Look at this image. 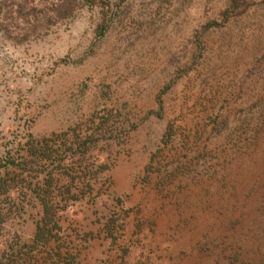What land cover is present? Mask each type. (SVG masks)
Wrapping results in <instances>:
<instances>
[{
  "label": "rangeland",
  "instance_id": "obj_1",
  "mask_svg": "<svg viewBox=\"0 0 264 264\" xmlns=\"http://www.w3.org/2000/svg\"><path fill=\"white\" fill-rule=\"evenodd\" d=\"M37 1L0 11V129L58 152L14 179L0 264H264V0ZM58 163L75 204L38 236Z\"/></svg>",
  "mask_w": 264,
  "mask_h": 264
},
{
  "label": "trees",
  "instance_id": "obj_2",
  "mask_svg": "<svg viewBox=\"0 0 264 264\" xmlns=\"http://www.w3.org/2000/svg\"><path fill=\"white\" fill-rule=\"evenodd\" d=\"M61 1V7L58 10L61 14H65L67 11H69V4L72 0H59ZM41 3L37 0H0V11H2L6 16L9 13V11L13 8L17 12H19L20 15H27L32 13ZM58 13V12H57ZM167 135H163L160 139V142L165 145L167 144L170 136L169 131L167 132ZM78 146H83L82 142L77 141L76 142ZM66 151L71 150L72 147L69 145L67 148H65ZM58 148H53L50 143H48V140L45 139L44 141L36 142L32 136L29 137V139L25 143V147L20 149H14L8 151L1 159H0V191L5 192L8 187H11L12 185H16L17 181H14V179L17 177L19 178L21 184L24 183V181L29 180L30 184V176L29 178L26 173L31 171H36V167L34 165L38 164L41 167H39V171L46 170L50 164L55 161L54 159H51L53 155L57 156ZM58 158V157H56ZM63 159V158H62ZM49 160V161H48ZM48 161V162H47ZM100 168H104L106 165L103 163H100ZM37 166V165H36ZM60 163H58L57 166L52 167L47 170L46 174L48 175L45 181L43 180L40 183L39 188L42 189L45 185V188L43 189L45 191V196L41 197V203L43 206V211L40 217V222L43 223V227L48 225V219H50V216L54 215V212L60 211L62 212L63 209L71 208L75 204L74 198H71V202L66 203L65 205H62L61 199H50V192H51V186L54 182L53 178V172L60 169ZM54 168V169H53ZM26 177L28 179H26ZM10 181L11 184L9 183ZM45 183V184H43ZM37 192V191H36ZM39 193V192H38ZM50 196V197H47ZM116 201L120 204L122 203L121 198H116ZM120 221L115 218H110L108 223L106 224L109 231H112V228H114L116 225H119ZM40 232L38 234H43L41 226H39ZM53 229H56V232L60 229V226H55ZM52 228L48 229V231L53 230ZM52 232V231H51ZM35 242H38V239H35ZM125 253V251H124ZM139 264H143L142 261L138 260Z\"/></svg>",
  "mask_w": 264,
  "mask_h": 264
},
{
  "label": "crops",
  "instance_id": "obj_3",
  "mask_svg": "<svg viewBox=\"0 0 264 264\" xmlns=\"http://www.w3.org/2000/svg\"><path fill=\"white\" fill-rule=\"evenodd\" d=\"M6 135L7 134L3 132V129L2 130L0 129V159L8 151L14 150V149H20V148H10L9 149L8 146H7V144H6V140L8 138ZM10 188L11 187H8L7 190H5V192L0 191V229H2V230H4L5 228H9V226H8L9 224H8V222L6 220V217L4 218L2 208L6 206L5 200H7V202H10V199H11L10 198L11 197ZM40 203H41V201H40ZM41 205H42V203H41ZM22 206H23L22 209L24 210V208H25L24 199L22 201ZM23 210L21 212L22 216H21V219H20V228L18 229V231L22 235V244H23L22 245V254H24L26 252L25 249L28 250V248H29L30 235H31L30 232H31V229H32V226H31V223H30V219L29 218L25 219ZM42 211H43V206L41 208V211L39 212L40 217H41ZM42 225H43V223L40 222V218H39V220H38V222L36 223V226H35L36 227V229H35L36 233L35 234L38 235V236L40 235V234H38V232H40L39 226H41V229H42ZM12 230H11V232H12ZM36 238L37 237H34V241H35ZM25 242H26V244H25ZM38 242H40V240H38ZM4 249H5L6 252L9 251V250L11 252L13 251V249L11 250L9 248V246L8 247H5L4 246ZM0 262H1V260H0Z\"/></svg>",
  "mask_w": 264,
  "mask_h": 264
}]
</instances>
